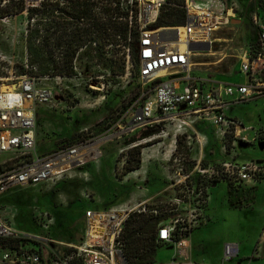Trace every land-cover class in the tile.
Segmentation results:
<instances>
[{
  "label": "rangeland",
  "instance_id": "obj_1",
  "mask_svg": "<svg viewBox=\"0 0 264 264\" xmlns=\"http://www.w3.org/2000/svg\"><path fill=\"white\" fill-rule=\"evenodd\" d=\"M174 1L180 4L183 1L185 5L186 0ZM223 2L227 13L231 14L230 22L212 35L211 51L193 54L192 63L196 72L192 75L210 76L217 81H235L238 84L245 82L243 75H239V55L257 41L253 18L258 9L255 0ZM18 3V0H0V88L10 86L14 76L30 74L34 72L31 67H36L35 76L47 78L37 80V87L54 92L51 100L36 109L38 149L55 150L92 136L102 139L96 144L101 153L96 161L91 159L58 181L15 187L0 195V218L19 232L52 239L55 244L50 245L49 250L62 254L67 246L81 243L85 214L89 211L107 212L120 207L141 210L144 204L160 211L166 208L176 210L174 200L181 199L190 204H187L188 208H199L193 214L201 213L197 215L198 226L190 236V251L194 260L219 264L224 259V247L229 244L236 245L238 252L226 264H264V258L260 257L261 247L264 248V212L261 206L256 205L255 191L240 185L228 187L224 182H213L208 175L198 174L189 163L186 164L191 155L197 156L196 149L189 153L187 142L191 140L180 135L175 140L171 128L162 125L157 133L150 136L147 135L150 127L124 131L129 102L143 89L132 66L128 46H124L121 40L112 41L105 46L103 61L97 58L95 51L84 46L74 57L72 74L63 69H51L46 75H39L41 65L30 64L27 53L29 20L26 10L4 17L7 12L17 10ZM53 14L57 18L62 17L57 11ZM36 21L39 23L36 45L43 51L40 60L50 58L61 64L66 49L65 46H55V43L63 32L59 31L52 37L50 49L45 51L43 38L47 32L44 24L49 20L44 14L38 15ZM80 26L86 25L82 22ZM146 27V30L161 28L154 25V28ZM68 29L73 28L68 26ZM122 64L124 72L120 75L117 70ZM263 103V100L256 99L230 105L228 114L243 124L244 132L237 138L236 144H232L233 150L227 153V157L223 156L213 131L205 130L202 124H195V129L209 138L203 161L214 164L232 157L236 162H256L260 168L258 201L264 200V126L260 124H264ZM86 132L90 134L86 135ZM142 132H146V137L134 143H125L132 135L144 136ZM136 146H142L140 168L124 174L128 151ZM3 159L0 157V161ZM182 160H185L183 166L191 176L183 187H173L171 180ZM206 197H210L206 203L200 202ZM180 207H185V204ZM254 208L257 211L251 214ZM183 214L177 209L169 216H158L166 219L180 215L184 218ZM45 215L52 219L51 223L47 222ZM173 250L170 246L158 248L156 263L168 261Z\"/></svg>",
  "mask_w": 264,
  "mask_h": 264
},
{
  "label": "built area",
  "instance_id": "obj_2",
  "mask_svg": "<svg viewBox=\"0 0 264 264\" xmlns=\"http://www.w3.org/2000/svg\"><path fill=\"white\" fill-rule=\"evenodd\" d=\"M40 1L24 0V4L26 8L39 6ZM133 2L139 10L136 54L138 78L143 89L126 111L124 120H127V127L124 131L133 132L143 127L158 129L164 125L171 128L175 140L177 135L191 140L187 142L189 153L196 149L197 156L191 155L186 164L189 163L201 176L208 175L213 182L221 181L228 185L249 187L258 184L260 168L256 162L241 163L231 157L203 166L209 139L195 129V124H202L205 129L213 131L223 156L227 157V153L233 150L232 144L235 145L244 132L243 124L228 115L229 106L264 97V0H255L258 11L253 19L257 41L240 53L239 73L245 82L235 85H208V81L192 75L193 54L205 52H191L189 46L208 43L211 51L212 35L230 22L231 14L227 13L223 0H186L185 25L176 28V35L168 34L163 38L159 36V29L146 30V26L155 27L166 0H130L129 4ZM82 22L83 19L77 21L79 25ZM140 22L143 25L140 26ZM179 28L185 30L182 38ZM181 45L184 50L180 49ZM31 69L34 72L14 76L10 86L0 88V157L4 158L0 161V195L15 187L58 181L91 159L96 161L101 153L96 144L102 139L92 136L49 152L38 150L36 109L51 100L54 92L37 87V80L47 78L35 76L36 67ZM160 72L164 74L159 75ZM228 139L232 141L230 149L227 148ZM184 161L172 177L173 187H183L190 179L191 173H187ZM207 198L200 202L206 203ZM174 203L177 204L176 210L183 211L184 218L175 215L159 222L156 242L174 247L178 258L154 264H202L189 260L190 236L198 226L197 215H201L193 213L199 208H188V203L181 199H175ZM181 204L185 207H180ZM141 206V210L120 207L107 212H87L81 243L67 246L62 254L49 250V246L55 244L52 239L19 232L0 218V264H128L119 238L130 213L142 212L156 217L161 214L169 216L176 211L174 208L160 211L147 204ZM45 218L48 223L52 222L48 215ZM237 252L236 245L226 244L224 259L219 264H226Z\"/></svg>",
  "mask_w": 264,
  "mask_h": 264
},
{
  "label": "trees",
  "instance_id": "obj_3",
  "mask_svg": "<svg viewBox=\"0 0 264 264\" xmlns=\"http://www.w3.org/2000/svg\"><path fill=\"white\" fill-rule=\"evenodd\" d=\"M17 10L7 12L5 16L15 15L26 10L28 14L26 48L30 64L41 65L39 75H46L51 69L65 70L66 73H73V60L79 49L87 46L97 53L100 61L105 59L104 49L111 42H124L131 51L132 64L138 77V59L136 45L139 39V10L135 2L128 4V0H41L39 6L27 7L24 0H18ZM59 1H62L61 5ZM57 11L62 17H55L53 12ZM46 15L49 22L44 24L47 35L43 38V49H50V40L57 32L62 31V35L56 40L55 46H65L66 53L61 64H57L50 58L42 59L40 47L36 45L39 34V23L36 21L38 15ZM84 20L85 27H81L77 21ZM186 23V11L184 2L178 3L174 0H166L162 6L155 27H180ZM68 26L73 28L68 29ZM113 38V39H112ZM112 39V40H111ZM95 44V47L93 46ZM103 63V62H102ZM112 69V68H111ZM124 72L122 64L117 70L118 74ZM137 95L130 100L129 105L135 101ZM208 130V129H205ZM146 132H142L144 134ZM157 133V129L149 128L148 136ZM207 135V134H205ZM142 137L132 135L125 141L126 144L141 140ZM208 137V135H207ZM209 139V138H208ZM231 139L227 140V148H231ZM209 142L204 150L206 151ZM63 147V146H61ZM142 146H136L128 151V160L124 168V174L140 168ZM39 150V149H38ZM212 150V149H211ZM210 150V151H211ZM40 152H49L44 149ZM51 151V150H50ZM208 154H211L209 152ZM208 164L203 161V166ZM228 187H231L227 184ZM244 188V187H243ZM151 207V206H149ZM163 220L161 216H151L145 213H132L124 223L119 241L122 245V252L128 264H154L157 249L166 245L156 242L157 224Z\"/></svg>",
  "mask_w": 264,
  "mask_h": 264
},
{
  "label": "crops",
  "instance_id": "obj_4",
  "mask_svg": "<svg viewBox=\"0 0 264 264\" xmlns=\"http://www.w3.org/2000/svg\"><path fill=\"white\" fill-rule=\"evenodd\" d=\"M194 72H196V71H193V73ZM239 75H240V73H239ZM193 76H195V75H193ZM195 78H197V79H200V80H203V81H208V85H210V84H212V83H226V84H237V83H235V81H231V82H224V81H217V80H214V79H211L210 78V76H203V77H200V76H195ZM243 83V82H242ZM238 84H240V83H238ZM258 99H261V100H263L264 101V97H260V98H258ZM257 99V100H258ZM256 100V99H255ZM230 102H233L232 101V99H230L229 100ZM264 104V103H263ZM231 105H235V104H231ZM230 110V106H229V109H228V111ZM228 111H227V113H228ZM229 115V114H228ZM263 115H264V105H263ZM230 116V115H229ZM230 117H232V116H230ZM235 118V117H234ZM261 120V118H259V121ZM260 123V122H259ZM261 124V126L263 127L264 126V124H262V123H260ZM242 153V152H241ZM260 186V184H256L255 186H249V187H244L245 189H247V190H250V191H255V202H256V205H257V207L258 206H261L262 207V212H264V200H262V201H258L257 200V194H258V192H259V187ZM209 199H210V197H209ZM143 201H145V200H143ZM256 211H257V209H255L254 208V211H252L251 212V214H254V213H256ZM192 234H193V232H192ZM262 237H263V239L262 240H264V234L262 235ZM170 245H166L165 247H169ZM170 247H172V246H170ZM190 247H191V244H190ZM263 247V246H262ZM261 247V256L260 257H262V258H264V254L262 253L263 251H264V248H262ZM174 250H173V253H172V255H171V257H170V259L169 260H171L172 258H178V254H177V252H176V249L174 248V247H172ZM189 251H190V249H189ZM244 256H241V258H243ZM256 259H259V258H256ZM256 259H253V260H256ZM168 260V261H169ZM189 260H192V261H194V262H197V263H202V262H199V261H196V260H194L193 258H192V255H191V251H190V253H189ZM168 261H166V262H168ZM231 261V260H230ZM229 261V262H230ZM202 264H204V263H202ZM218 264V263H217Z\"/></svg>",
  "mask_w": 264,
  "mask_h": 264
},
{
  "label": "water",
  "instance_id": "obj_5",
  "mask_svg": "<svg viewBox=\"0 0 264 264\" xmlns=\"http://www.w3.org/2000/svg\"><path fill=\"white\" fill-rule=\"evenodd\" d=\"M176 28L178 27H174V28H160V32H159V36L161 38L165 37L168 34H177ZM189 50L191 52H207L209 51V44L208 43H204V44H191L189 46Z\"/></svg>",
  "mask_w": 264,
  "mask_h": 264
},
{
  "label": "bare ground",
  "instance_id": "obj_6",
  "mask_svg": "<svg viewBox=\"0 0 264 264\" xmlns=\"http://www.w3.org/2000/svg\"><path fill=\"white\" fill-rule=\"evenodd\" d=\"M178 31H179L180 37L182 38L183 37V34H184V31H185L184 28H179ZM180 49L181 50H184V47L181 45L180 46ZM193 66H194V64H193ZM163 74H164V72H160L159 75H163Z\"/></svg>",
  "mask_w": 264,
  "mask_h": 264
}]
</instances>
